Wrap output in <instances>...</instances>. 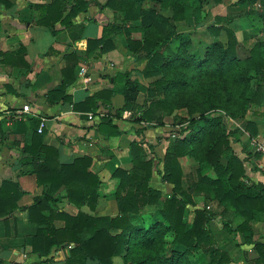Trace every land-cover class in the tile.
Here are the masks:
<instances>
[{
	"label": "trees",
	"instance_id": "1",
	"mask_svg": "<svg viewBox=\"0 0 264 264\" xmlns=\"http://www.w3.org/2000/svg\"><path fill=\"white\" fill-rule=\"evenodd\" d=\"M138 1L143 0H108L105 6L120 11L124 21L140 22L138 27L125 28L124 33L130 52L143 65V76L153 79L146 91L145 105L135 104L138 89L128 72L118 73L116 81L120 80L124 85L121 91L125 99L123 110L135 111L136 123L164 126V119L176 111L185 115L177 118L178 122L188 120V126L179 131L178 138L170 139L162 159L163 167L159 170L162 182L170 184L172 192L166 197L153 188L154 161L147 158L143 148L145 143L137 141L132 144L134 170L118 168L113 174L118 180L114 193L118 202L117 216L97 217L83 212L73 216L59 210L56 206L59 199L54 198V194L62 186H65L69 202L78 206L87 203L93 210L104 193L105 184L89 170L92 163L89 157L62 165L58 161L57 149L41 144L40 121L31 119L34 130L32 146L36 152L30 147L26 152L42 160L35 166V174L38 182L47 188L30 206L31 221L40 225L33 250L45 257L55 247H71L66 264H114L116 257L121 258L123 264H202L201 260L206 256L209 258L207 264H230L228 253L217 247L209 230L210 221L218 213L210 211L208 206L199 208L194 197L200 196L223 206H237L244 196L254 203L257 200L249 196L252 188H245L240 181L244 166L233 144L241 143L245 132L249 135L248 142L259 135L258 122L249 118H264V101L261 109L255 108L258 91L264 88V39L255 42L249 56L240 60L237 56L238 39L229 26L235 17L217 16L208 27L215 40L206 45L203 52H191L194 32L179 31L173 22L187 20L196 28L189 13L192 8L200 7L202 0H152L164 9H171V17L159 14L154 8L145 9L137 5ZM240 2L247 4L249 15L259 19L264 26V0ZM74 3L54 0L53 5L40 7L42 17L38 24L55 34L57 22L71 24L77 11L86 6L81 0ZM70 5V13L63 18ZM221 32L226 34V41L219 39ZM111 33L112 27H106L101 39L88 40V58L100 48L102 52L114 48ZM134 33H140L141 37L134 38ZM65 60L68 68L62 70L64 75L75 69L80 57L72 52L65 56ZM67 87L64 83L50 95L65 97ZM113 94L111 90L102 91L74 105V109L96 111L97 101L105 99L108 103ZM227 117L237 124H244V130L239 126L229 128ZM99 126L101 130L108 126L115 129L113 134L119 133L110 120L102 121ZM2 132L0 127V135ZM184 157L197 163L194 176L184 177L180 162ZM209 170L213 175L207 174ZM189 176L193 178L189 179ZM17 189V183L4 182L2 202L3 199H14L15 194L21 196ZM163 199V206L156 211L149 225L145 218L142 224L135 225L136 217H142L148 207L161 205ZM189 206L194 207L195 217L188 228L185 218ZM36 215H40L39 218ZM55 220L63 221L65 226L57 228ZM247 226L248 222H245ZM227 229L233 232L228 225ZM168 235L172 238L168 239ZM255 244L259 254L255 264H264V243ZM196 255L199 256L194 261Z\"/></svg>",
	"mask_w": 264,
	"mask_h": 264
},
{
	"label": "crops",
	"instance_id": "2",
	"mask_svg": "<svg viewBox=\"0 0 264 264\" xmlns=\"http://www.w3.org/2000/svg\"><path fill=\"white\" fill-rule=\"evenodd\" d=\"M71 1L75 5V0ZM81 1L86 6L77 11L71 24L57 22L54 34L48 27L38 24L42 17L40 7L53 5L54 0H0V111L16 112L25 104L30 105L33 111L21 119L11 118L0 125L3 131L0 135L1 264H66L70 256L71 247H55L45 257L33 250L40 225L31 221L30 206L47 188L38 182L35 174V166L42 160L26 152L27 147L36 152L32 146L34 130L31 119L46 120L44 131L38 132L42 134L41 144L57 149L58 161L62 165L89 157L92 160L89 170L105 184L104 193L93 210L87 203L78 206L69 202L65 186H62L54 194V198L59 199L56 203L59 210L73 216L80 212L97 217L117 216L118 202L114 193L118 180L113 174L118 168L134 170L132 144L137 141L145 143L143 148L147 158H154L153 188L160 190L166 197L172 192V186L162 182L159 170L163 167L162 159L173 137L167 134L166 125L136 123L133 118L135 111L123 110L125 99L121 90L124 85L120 80L116 81L118 73L130 71V67H134L137 62L134 55L130 54L124 33V29L130 27L132 22H124L120 11L105 6L108 0ZM139 2L137 5H140ZM71 9V5L67 7L63 18ZM138 26L140 22L134 25ZM106 27H112L110 37L114 48L106 52L100 48L93 57L88 58V40L101 39ZM133 37L137 38L135 33ZM72 52L77 53L80 61L73 71L64 75L62 70L66 66L68 68L65 56ZM83 67L91 77L88 83L81 75ZM64 83L68 85L65 92L68 100L60 94L50 95ZM106 90L114 91V94L109 97L108 103L105 99H99L98 110L74 109V105ZM128 112L131 115H127ZM89 115L94 118L90 119ZM105 120H110L119 133L113 134L115 129L108 126L101 130L99 125ZM230 121L244 130L242 125ZM142 129L143 132L139 133ZM241 139L242 142L237 144V155L244 166L240 181L245 188H252L248 192L249 196L257 200L254 203L244 196L237 206L217 205L219 211L216 212V218L221 219L223 227L217 229L214 226V239L220 250L233 252V256H237L241 250L242 258L237 263L231 259V264H255L259 257L255 243H264V153L255 150L251 141L248 142V133L245 132ZM255 140L264 142V125L259 124V135ZM155 156H158V160ZM194 163L197 168V163ZM183 172L186 177L188 173L184 167ZM6 181L17 183V191L21 196L15 194L14 199H3L2 202V186ZM112 199L117 205V212L106 214L107 205L112 203ZM159 207H148L143 213L155 214ZM39 216L36 215L37 218ZM245 222H248L247 228ZM54 223L57 228L65 226L60 220ZM227 225L233 230L232 233L228 231ZM236 245H240L238 249H235Z\"/></svg>",
	"mask_w": 264,
	"mask_h": 264
},
{
	"label": "rangeland",
	"instance_id": "3",
	"mask_svg": "<svg viewBox=\"0 0 264 264\" xmlns=\"http://www.w3.org/2000/svg\"><path fill=\"white\" fill-rule=\"evenodd\" d=\"M139 6L147 9V8H154L159 14L171 17L172 12L171 9H164L159 4H156L152 0L147 1H140ZM249 6L247 4L241 3L240 0H222L221 3H216L214 0H202V4L200 7H194L191 9L189 15L193 18L194 23L197 25L196 28L189 25L188 21H181V22H173L178 27L179 31H193L194 35L192 37L193 46L191 49V52L200 51L203 52L206 45L211 44L215 37L209 32L208 27L212 25L215 22V19L217 16H230L235 17L232 23L229 25L236 33L237 39H238V47H237V56L240 60H244L247 58L250 54L251 47L257 42L258 40L264 39V26L263 23L257 19L253 18L249 15ZM239 15V16H238ZM238 16V17H236ZM125 22V21H124ZM138 24L139 22H132L130 27H133L134 25ZM136 37H141L138 33H135ZM219 39L222 41H226V34L224 32H221L219 35ZM132 54V53H130ZM133 56V55H132ZM142 66L140 63H135L134 67H130V71L127 72L130 74V80L133 82V84L136 85L138 89V96L135 104L137 106H144V101L147 98V94H145L146 89L149 87L150 83L153 81V79L145 78L141 72ZM136 67V68H135ZM123 90V89H122ZM121 90V91H122ZM264 101V88L260 89L258 91V97L256 98L255 108L261 109ZM144 104V105H143ZM185 117L183 112H174L173 115L167 116L164 120L166 121L165 125L167 128V134H175V138H178V133L181 129L188 126V120L185 119L182 121V123L178 122L176 119L180 117ZM261 117V116H260ZM249 119L254 120L258 122L260 125H264V118L259 117H253L251 116ZM227 125H230V127L236 126L234 123L230 121V118H226ZM242 127H244V124H241ZM234 128V127H233ZM166 132V131H165ZM173 138V139H175ZM159 139V138H158ZM172 139V138H171ZM234 149H237L236 151H239V145L236 143L233 144ZM150 150L151 146H149ZM160 153H162V150H159ZM152 152V151H151ZM158 160V156H155ZM160 158V157H159ZM154 159V158H153ZM183 161V162H182ZM182 164L183 167L188 173L187 175H193L195 174V171L197 168H195V161H192L190 158H182ZM198 167V166H197ZM209 175H213L212 170H209L207 172ZM193 176H189V179H192ZM194 203L199 207H210V211L218 212L219 207L214 202L206 201L203 197H194ZM164 202V201H162ZM161 207V205H160ZM159 207V209H160ZM117 205L115 203V200L112 199V203L107 205V211L106 214H114V212H117ZM188 212L185 218L186 225L189 227L192 226L193 220L195 217V213L193 212L194 207L189 206ZM221 210V209H220ZM155 216L154 213L151 212H144L142 214V217H136L134 223L135 225L142 224L141 221L146 219V224L149 225V222L152 220V217ZM135 218V217H134ZM145 221V220H144ZM216 221V222H215ZM144 223V222H143ZM221 219L218 218L213 219L209 223V230L211 234L214 237V226L217 227V229H220L223 227V223ZM60 224V223H59ZM145 224V225H146ZM147 226V225H146ZM172 236L168 235V239H171ZM237 241V240H235ZM239 243V242H237ZM217 245V243H216ZM227 246V245H226ZM225 246V247H226ZM240 245H236L235 249H238ZM237 256H233V252H228V255L230 257V260L232 259L233 262L237 263L239 259L242 258L243 254L240 252ZM232 254V255H231ZM199 256V255H198ZM198 256L196 255L193 260L196 261L198 259ZM208 256H206V259L201 260L202 264H207L208 262ZM114 264H123V260L119 257L114 258ZM231 264V262H230ZM252 264V263H247Z\"/></svg>",
	"mask_w": 264,
	"mask_h": 264
},
{
	"label": "built area",
	"instance_id": "4",
	"mask_svg": "<svg viewBox=\"0 0 264 264\" xmlns=\"http://www.w3.org/2000/svg\"><path fill=\"white\" fill-rule=\"evenodd\" d=\"M81 75L83 76V79L86 83L90 82L91 81V77H89L88 75V71L85 67H83L81 69ZM30 113H33L30 105L28 104H25L22 106V108L20 110H17L16 112L14 111H0V125L4 124V122L6 120H9L11 118H15V119H18L23 116V115H27V114H30ZM127 115H131V112H128L126 113ZM89 118L90 119H93L94 116L93 115H89ZM46 127V120L44 118H41V121H40V125L38 127V132L39 133H42L44 131ZM173 138H175V134H172L171 135ZM251 144L253 145V147L255 148V150H257L258 152H261V153H264V142H260V141H257L255 139L252 140ZM209 208V207H208Z\"/></svg>",
	"mask_w": 264,
	"mask_h": 264
}]
</instances>
